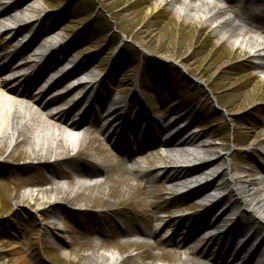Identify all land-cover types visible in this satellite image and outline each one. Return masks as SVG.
<instances>
[{
  "label": "rangeland",
  "instance_id": "obj_1",
  "mask_svg": "<svg viewBox=\"0 0 264 264\" xmlns=\"http://www.w3.org/2000/svg\"><path fill=\"white\" fill-rule=\"evenodd\" d=\"M157 2L34 0L38 8L34 14L40 16V22L29 27L27 35L34 29L33 34L37 29L47 33H41L17 62L19 65L30 62L29 52L37 45L46 41L55 45L57 42L51 43L55 37L47 38L56 31L67 53L59 71L66 73V68H72L59 89L66 90L65 82L74 79L80 70L91 69L102 75L97 90L107 97L104 101L107 108L129 99L134 104L132 112L142 110L154 118L144 106L145 99L160 115L155 116L157 119L177 120L192 131L200 127L202 137L212 139L214 157L232 155L239 168L254 166L264 152V73L257 69L246 46L235 45V39L226 41L217 37L212 28L201 23L188 22L177 13L179 6L173 3ZM249 13L264 19V15ZM12 38L9 35L0 43L4 45ZM244 40L253 45L250 36L240 37L239 42ZM18 48L19 43H12L7 52ZM47 73L42 88L53 81L46 77ZM56 91L50 98L57 95ZM253 95L260 98L250 99ZM70 96L61 102L62 108ZM11 113L17 115L19 123L24 121L38 131L44 129L43 133L51 137L49 146H59L63 154L57 159L51 153L40 158V147L34 143H24L15 149L9 139L4 142L6 147L0 150V264H106L108 253L125 261L124 264H179V256H188L169 246L167 230L144 244L132 243L131 237L123 238L120 231V227L131 230L134 224L151 229L156 222L150 221V216L167 221L207 209L206 202L195 195L173 202L178 191L163 179V173L176 166L175 161L165 162L164 170H159L163 160L155 152L156 147L150 148V152L142 153V162L152 173L131 184L122 179L117 168L120 161L117 149L112 148L113 153L102 151L108 142L107 135L114 130L90 125L86 134L90 138L88 148L79 157L70 158L51 127L31 113L16 110ZM81 113L80 106L75 116ZM87 116L93 115L89 112ZM112 137L116 140L117 135ZM99 169L107 172L108 180L116 178L118 182L106 184L105 178L103 185L87 188L75 198L53 190L56 203L41 211L36 209L42 200L30 208L17 205L27 190L46 188L56 179L68 180L73 185L76 174L88 171L97 174ZM53 170L59 177L52 176ZM47 196L45 202L53 198L50 191ZM260 197L264 198V188ZM121 218L126 220L121 222ZM136 218L140 219L135 223ZM199 240L197 237L189 244L199 246ZM234 256L238 264L245 258Z\"/></svg>",
  "mask_w": 264,
  "mask_h": 264
},
{
  "label": "bare ground",
  "instance_id": "obj_2",
  "mask_svg": "<svg viewBox=\"0 0 264 264\" xmlns=\"http://www.w3.org/2000/svg\"><path fill=\"white\" fill-rule=\"evenodd\" d=\"M157 1L162 3L169 2V0ZM188 1L189 3H187ZM7 2L0 0V41L9 35L13 36V38L4 45L0 43V150L6 147V143L4 142L9 139L11 145L15 144V149L24 143H34L40 147L38 150L40 158H44L48 153H51L50 155L57 159L63 153L59 150V146L53 148L49 146V142L51 141L50 135L43 133L46 132L44 129L40 131L32 129L24 121L19 123L17 115L11 113L13 110L7 105L17 106L22 102L27 103L31 109L44 118L53 130L62 125L65 128L74 130V132L75 130L90 132V125L94 126L95 121L89 118L87 113H81L76 117V108L78 109L79 107L76 103L69 105L66 109L60 110L51 119L41 108L36 107L33 103H29L34 97L33 93L39 91L38 96L44 100L48 109H60L61 102L69 95L68 92L63 91V94L61 93L50 98L54 91H60L58 88L60 79L49 83L43 88L42 83L46 80L45 72L47 71L49 72L46 76L47 78L51 75L62 74V81V78L67 76V74L59 71V67L66 62L67 53L59 41L62 40L61 36L57 35L55 31L47 38L55 37L51 41V43L57 42L55 45L51 46L49 45L50 42L46 41L44 44L37 45L36 48H39L37 54H34L33 51L29 53V55L33 53L32 57H35L34 59L37 63L30 61L25 65H19L17 62L18 57L30 48L36 39L41 36V33L45 34L47 32L44 33L40 29H37L35 34H33L34 29L27 35L29 27H33L40 22V16L35 17L36 21L32 22V24L21 26V22L16 23L13 20V8L6 6ZM171 2L179 6L177 13L188 22L201 23L205 27L212 28L213 33L217 37L222 36L226 41L235 39V45H240L241 48L246 46V51L256 61L257 69L264 73V49L256 45L250 46L246 40L241 43L239 42L240 37H247L254 33L255 28L253 24H257L256 30L261 31L264 35V19L254 17L249 13L245 0H219L215 1V4L202 3L199 0H171ZM18 8L28 11L33 19V15L38 9L34 5V0H19ZM263 11L257 9V12L264 14ZM122 12L124 13L125 10ZM30 18L28 17L27 21ZM12 20L14 22H11ZM27 21L23 20L22 23ZM4 22L11 23L4 25ZM260 35H258L259 41L264 42V36ZM12 43H19L20 48L8 53L7 50ZM38 65L40 66L38 67ZM22 72L26 73L22 74ZM13 77L16 79L14 83H18L24 89H17L11 86L10 82H7ZM94 81L97 82V79L94 78ZM71 86L69 85L68 89ZM76 89L74 91L78 92V88ZM80 90L85 92L86 101L91 100L96 106H101L104 109V113L107 115L106 120H111L109 127L114 129L113 127L117 125L116 132H119L123 127L129 128L133 126L131 132L137 136L131 137L132 141L129 143L130 145L135 144L133 146H137L136 144L138 143L142 145L148 143L149 140H157L161 143L160 150L164 152V155L170 153L169 151L172 149L183 147L184 143L173 139V135L162 134L164 129L163 121L159 120V123H157L155 118H150L142 110L135 113L132 112L131 108L127 110L126 106L120 105L123 103H117V107L107 108L104 106V101H106L107 97L100 94V91L96 89V85H85ZM79 94L78 92L74 99H77ZM259 98L253 95L250 99L255 100ZM147 125L148 127L152 126V128L154 125L157 126L159 133L157 135H148L147 132L151 133L152 128L149 129L146 127ZM71 134L75 135V133ZM162 135L166 136V139L167 137L170 138L167 140L161 139ZM175 135L177 137L174 138L181 137L178 133H175ZM156 136L157 138H155ZM107 139L108 142L105 148L102 149L103 152L111 151L112 148V150L124 149L122 146V143L125 141L124 137L119 138L120 141H116L113 137H108ZM126 140L129 142L128 139ZM262 145L264 146V142ZM45 151L47 154H43ZM155 152H158V149ZM261 154V161H257L250 168H239L235 160L231 159L232 155L228 157V155L218 154L215 160L208 166L189 169L180 164L185 163V157L181 156L180 159H177L178 165L165 169L163 173V179L173 189L175 188L178 191V194L174 195L173 202L175 203L184 197L195 195L199 200L206 202L207 209L203 213L178 217L167 221H162L157 216H150V221L156 222V225L151 227V229H141L137 224H134L131 230L120 229L122 237L135 234L152 240L161 231L167 230L171 232V235L167 238L168 241L176 242L178 238H183L187 244L200 235L199 237L204 236L199 240L198 246L202 256L207 258L217 255L216 260L220 264H238L237 257L232 255L231 249L230 251L227 250L224 242L222 243L218 238H215V235L207 234L209 231L207 228L213 221H216L219 224H224V227L229 228L231 236H237L242 238V240L245 239L247 246L255 254L264 258V198L260 197L261 188H264V152ZM127 155L128 153H125V156ZM128 159H131V157ZM128 159L125 158L124 163L132 162V160ZM80 167H82L81 164ZM52 176L59 177L56 170L52 171ZM53 186L56 187L54 191L56 194L62 190L58 179L53 183ZM47 192L48 190L44 189L27 190L24 193L23 199L17 202V205L21 208H30L37 200H42L38 202L36 211L53 206L56 203L54 198L55 193L50 191L53 198L49 202H45L46 198L49 199ZM36 211L34 210V212ZM205 216H208L210 219H205ZM139 219L136 218L133 222L136 223ZM53 220L57 221V218ZM125 220L126 218H121L120 221ZM111 255L112 257H106V264L125 263V261H121L115 257L113 253ZM184 261L189 262L191 260L184 259Z\"/></svg>",
  "mask_w": 264,
  "mask_h": 264
}]
</instances>
